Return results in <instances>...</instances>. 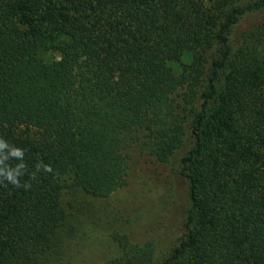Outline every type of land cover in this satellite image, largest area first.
Listing matches in <instances>:
<instances>
[{
	"label": "trees",
	"instance_id": "obj_1",
	"mask_svg": "<svg viewBox=\"0 0 264 264\" xmlns=\"http://www.w3.org/2000/svg\"><path fill=\"white\" fill-rule=\"evenodd\" d=\"M232 1L0 0V172L20 174L0 177V264L52 250L64 176L109 197L134 154L189 182L185 233L160 264H264V52L217 83L264 0ZM115 239L101 264H153L152 242Z\"/></svg>",
	"mask_w": 264,
	"mask_h": 264
},
{
	"label": "rangeland",
	"instance_id": "obj_2",
	"mask_svg": "<svg viewBox=\"0 0 264 264\" xmlns=\"http://www.w3.org/2000/svg\"><path fill=\"white\" fill-rule=\"evenodd\" d=\"M255 0H233L246 5ZM264 10L247 16L232 32L234 52L218 80L232 65L246 62L264 52ZM256 29V30H255ZM219 48L205 52L210 58ZM20 131L36 136L37 129ZM133 167L125 187L109 197H94L73 185L64 176L61 192L65 220L52 238V250L33 264H101L118 257L121 248L115 235L127 234L132 242H152L153 264L163 263L185 233V220L190 207L189 182L179 174L177 162H161L149 154H134ZM17 264H25L19 262Z\"/></svg>",
	"mask_w": 264,
	"mask_h": 264
},
{
	"label": "clouds",
	"instance_id": "obj_3",
	"mask_svg": "<svg viewBox=\"0 0 264 264\" xmlns=\"http://www.w3.org/2000/svg\"><path fill=\"white\" fill-rule=\"evenodd\" d=\"M3 140H0V146H3ZM14 155H17V156H23V152L19 149H15ZM18 167H24L23 164L19 165ZM45 167V170L46 171H50V167L49 166H44ZM20 174L19 173H16V174H13V172L9 171L8 173H3V172H0V177H3L5 179H7L8 181H10L11 183L13 184H16L17 186H19V181L17 179V177L19 176Z\"/></svg>",
	"mask_w": 264,
	"mask_h": 264
}]
</instances>
